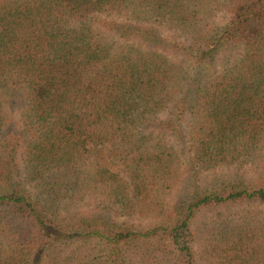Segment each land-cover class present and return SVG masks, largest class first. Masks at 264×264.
I'll return each mask as SVG.
<instances>
[{
    "label": "trees",
    "instance_id": "obj_1",
    "mask_svg": "<svg viewBox=\"0 0 264 264\" xmlns=\"http://www.w3.org/2000/svg\"><path fill=\"white\" fill-rule=\"evenodd\" d=\"M255 205L264 0H0V264H264Z\"/></svg>",
    "mask_w": 264,
    "mask_h": 264
},
{
    "label": "rangeland",
    "instance_id": "obj_2",
    "mask_svg": "<svg viewBox=\"0 0 264 264\" xmlns=\"http://www.w3.org/2000/svg\"><path fill=\"white\" fill-rule=\"evenodd\" d=\"M237 49L236 48H226V49H223L221 52L218 53V56H217V68H221L222 66H224V63L227 64L230 59H233L234 57H236L237 55ZM177 103L178 102H175L173 104L170 105V108L163 111L161 114H160V117H166V115L170 114V113H174L175 112V109H176V106H177ZM7 134V133H6ZM207 172H204V176L202 177V179L206 178L208 176V174H206ZM255 211L259 212L260 213V216L263 217L264 215V206H261V205H255L252 207ZM203 221V218H200L196 221V219L193 220V223L197 224L199 222Z\"/></svg>",
    "mask_w": 264,
    "mask_h": 264
}]
</instances>
